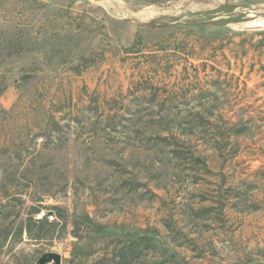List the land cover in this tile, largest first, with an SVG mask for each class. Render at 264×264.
Wrapping results in <instances>:
<instances>
[{
	"label": "rangeland",
	"instance_id": "374dc122",
	"mask_svg": "<svg viewBox=\"0 0 264 264\" xmlns=\"http://www.w3.org/2000/svg\"><path fill=\"white\" fill-rule=\"evenodd\" d=\"M45 252L264 264V0H0V264Z\"/></svg>",
	"mask_w": 264,
	"mask_h": 264
},
{
	"label": "trees",
	"instance_id": "16d2710c",
	"mask_svg": "<svg viewBox=\"0 0 264 264\" xmlns=\"http://www.w3.org/2000/svg\"><path fill=\"white\" fill-rule=\"evenodd\" d=\"M235 126L237 127V129H236V131H235L234 134L237 135V136L243 135L247 131V129H248L247 127L241 126V124L240 125L235 124ZM214 148H215V150H219L221 147L216 144ZM206 210H209V209H206ZM30 220L31 221H30L29 226H31V225H34V226H43V225L49 223L47 220H41V221L40 220L39 221L38 220H33V219H30ZM28 230H29L30 236L33 237V235H32V229L29 228ZM73 233L76 234V231L74 230ZM123 256H125V255L123 254Z\"/></svg>",
	"mask_w": 264,
	"mask_h": 264
},
{
	"label": "water",
	"instance_id": "95a60500",
	"mask_svg": "<svg viewBox=\"0 0 264 264\" xmlns=\"http://www.w3.org/2000/svg\"><path fill=\"white\" fill-rule=\"evenodd\" d=\"M62 256L57 252H45L38 259L36 264H61Z\"/></svg>",
	"mask_w": 264,
	"mask_h": 264
},
{
	"label": "built area",
	"instance_id": "2783aa9c",
	"mask_svg": "<svg viewBox=\"0 0 264 264\" xmlns=\"http://www.w3.org/2000/svg\"><path fill=\"white\" fill-rule=\"evenodd\" d=\"M36 217L38 221L47 220L49 222H53L56 218V215L54 211L44 209V210L38 211Z\"/></svg>",
	"mask_w": 264,
	"mask_h": 264
}]
</instances>
